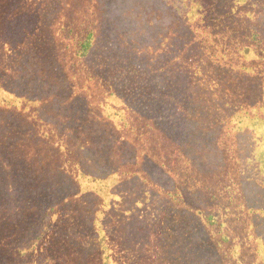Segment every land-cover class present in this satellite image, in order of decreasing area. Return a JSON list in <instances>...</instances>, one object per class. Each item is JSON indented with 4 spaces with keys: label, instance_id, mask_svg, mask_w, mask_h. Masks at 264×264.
I'll use <instances>...</instances> for the list:
<instances>
[{
    "label": "trees",
    "instance_id": "16d2710c",
    "mask_svg": "<svg viewBox=\"0 0 264 264\" xmlns=\"http://www.w3.org/2000/svg\"><path fill=\"white\" fill-rule=\"evenodd\" d=\"M233 1L89 0L63 19L71 0H8L0 264H244L240 250L233 259L220 250L236 196L254 211L255 262L264 264V184L247 161L255 137L237 93L250 63L264 72V10L252 21ZM205 24L221 28L207 36ZM212 70L224 78L219 89ZM85 178L112 185L102 218Z\"/></svg>",
    "mask_w": 264,
    "mask_h": 264
},
{
    "label": "rangeland",
    "instance_id": "374dc122",
    "mask_svg": "<svg viewBox=\"0 0 264 264\" xmlns=\"http://www.w3.org/2000/svg\"><path fill=\"white\" fill-rule=\"evenodd\" d=\"M79 1L81 2L83 0H79ZM79 1L76 0V3H75L74 0H71V4L73 7L68 8L66 10L64 15H62L63 19L68 18L69 14H72L70 11L76 12L77 15L85 12L87 4L89 3V0H86L84 4L82 5L80 4L78 6ZM91 3L92 1L89 4ZM260 3L261 4L263 3L262 0H234L232 4L230 5V8L234 9L235 12H237L239 15L243 17H249L251 18V20L253 19L252 21H256L257 20L256 18L258 17V13L261 12L260 10H264V6H262ZM7 5H8V0H0V15L2 12L6 13ZM207 11H209V9L204 8V9H201L198 12V14L200 15L202 13L206 15ZM262 16H264V13L261 12L260 17L262 18ZM191 20H194V19L191 18ZM175 26H178L177 22H175ZM219 28L221 27L214 28L211 24H205L201 27V29L204 30L207 36H211L212 34H214V30L219 29ZM185 29H187V27ZM237 31L243 32L242 29H239ZM191 42H192L191 38L190 40H184L183 42H181L180 46L174 47V50L179 51V49L181 48L184 51L186 48L185 46ZM218 46L219 44H217L216 47ZM187 53H189V51ZM251 54L252 53L250 52V55ZM246 59H248L247 60L248 62L252 60L251 56L249 55L246 56ZM247 68L249 70L247 74L248 77H244L243 79H241V81L243 82L246 81V84L248 85L244 87L242 90H239L237 93L243 94L240 100L243 101L245 105L247 104L250 107L249 112L251 114L249 113V115L251 117L246 123L248 124L249 128L252 129L254 133V137H255V142L253 143V147H251L252 152L249 153L250 157L248 158L247 161L250 162L253 168H261L262 183L264 184V116H261V113L264 112V107L262 109L260 105H256V103L264 102V72L260 71L261 67L258 64L250 63V67H247ZM212 71L216 73V74H212L210 77L212 86L214 88L215 86H217V89H219V87L221 86L222 80L224 78H222L219 75V73L216 72L215 70H212ZM91 83L92 82L89 83L90 86H91ZM109 97H113V96L104 95L103 100L109 99ZM244 104H242V106H244ZM111 105L114 107H117L118 109H123V104H121V102H117L114 99L112 100ZM236 107H237L236 105H232V110H234ZM238 113L244 114V112L242 111L241 112L239 111ZM255 113H257L260 116L255 117V120H254V118L252 119V115H255ZM258 117L262 119L257 120ZM234 118L238 120L241 119L240 115H236L234 116ZM155 141L159 144L160 148H163L165 151L170 150L169 147L166 145V143L162 140V138L154 140V142ZM227 158L230 164H232L233 163L232 154H227ZM74 175H76L77 177V172ZM225 177L226 175L224 172L222 175H219L216 178L215 184L221 187L224 182ZM103 183H104V187L101 186L100 184L92 183L90 180L85 178L81 182V185L83 187L80 186L84 188L85 190L94 191L95 197L96 198L98 197L97 200H94V203L96 205V211L98 212L99 218H102L105 211H107V209L109 208V202H110L111 197L113 196V194H111L112 185H110L107 182H103ZM230 202H231V205L229 206V208H231V211L229 212L227 217H224L223 221L225 224H224V227H221L222 232L228 231L230 240L229 242L225 244L224 249L220 246V250L222 252L226 251L232 259H233L232 252L233 251L238 252L240 250L239 252L240 255L244 257V264H262L261 262L262 259H257L255 262V259H256L255 251L256 250L254 249L253 244H258L261 242V240L259 241V240L253 239V235H255V232L253 231V226L251 223L252 215L248 214V211H250L252 214L254 213V211L250 209L248 206H246L242 197L236 196ZM240 209H244V211L241 212ZM218 210H221V208H219ZM218 210H215V211H218ZM245 210H247V213L245 212ZM131 221L135 223V226H133L134 229L136 227H140L142 229L143 228L142 224L147 223L146 221H143V220L140 221V219L138 218L132 219ZM131 224L132 222L129 225ZM140 237L141 236L136 237V241H138ZM231 243H233V247L229 248L228 245ZM259 247L264 248V246L262 245ZM109 264H115V263L110 261Z\"/></svg>",
    "mask_w": 264,
    "mask_h": 264
}]
</instances>
